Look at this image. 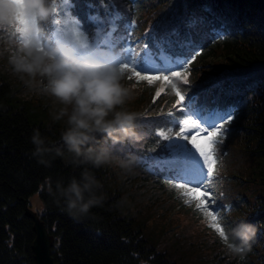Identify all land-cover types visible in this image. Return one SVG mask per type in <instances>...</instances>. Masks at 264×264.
<instances>
[{
  "label": "trees",
  "instance_id": "1",
  "mask_svg": "<svg viewBox=\"0 0 264 264\" xmlns=\"http://www.w3.org/2000/svg\"><path fill=\"white\" fill-rule=\"evenodd\" d=\"M54 7L56 14L43 26L45 41L54 34L71 39L75 29L94 47L114 46L108 62L118 64L120 53L138 59L150 52L159 59L158 43L169 67L184 57L191 62L159 89L158 79L149 84L126 74L136 85L138 94L128 107L141 113L137 131L143 137L136 145L113 147L119 155L137 157L134 170L126 172L114 164L80 165L68 152L45 157L47 166L38 163L30 136L38 129L48 144H60L63 121L51 118L59 105L26 87L12 73L6 53L0 57V264H36L33 224L24 211L33 193L42 201L38 215L59 264H264V0H54ZM173 88L185 95L182 103L191 96L195 105L233 116L220 138L222 155L210 191L212 207L228 227L240 219L255 225L243 260L225 254L218 235L201 226L202 213L175 187L179 181L156 166V158L170 151L157 131L173 137L179 131L165 115L175 105ZM196 131L189 128L185 134ZM85 167L100 182L102 199L86 216L73 219L55 185L79 179Z\"/></svg>",
  "mask_w": 264,
  "mask_h": 264
},
{
  "label": "clouds",
  "instance_id": "2",
  "mask_svg": "<svg viewBox=\"0 0 264 264\" xmlns=\"http://www.w3.org/2000/svg\"><path fill=\"white\" fill-rule=\"evenodd\" d=\"M55 14L54 0H0V57L29 89L52 99L58 108L51 113L53 121H63L60 144L50 145L38 129L30 142L38 163L48 165L45 157L71 153L75 163L100 168L114 164L119 169L134 170L137 157L117 154L113 147L138 144L137 131L141 113L128 104L137 96L136 85L127 82L119 64L96 58H80L62 45L44 40V25ZM97 137H101L98 142ZM100 182L85 167L79 179L67 184L57 182L55 195L73 219L86 216L101 203L97 194ZM223 234L216 239L226 255L243 260L251 250L255 225L240 219L231 227L225 220ZM213 240H209L212 243Z\"/></svg>",
  "mask_w": 264,
  "mask_h": 264
},
{
  "label": "snow or ice",
  "instance_id": "3",
  "mask_svg": "<svg viewBox=\"0 0 264 264\" xmlns=\"http://www.w3.org/2000/svg\"><path fill=\"white\" fill-rule=\"evenodd\" d=\"M56 11L55 8V14ZM53 22L57 26L61 24L59 19H55ZM71 35V39H64L62 35L54 34L45 42L69 48L73 54L82 59L96 58L110 61L116 54L114 46L107 43H96L94 47L92 42L85 39L82 33L75 29L72 30ZM157 36L158 30L153 29V37ZM147 47L146 44L145 48ZM158 47L161 48L159 59L154 58L150 52H145L138 59L126 53H120L121 59L118 64L129 79L135 78L136 81H147L149 84L154 79L169 81V75L165 73H170L172 77L180 76L181 74L176 69L183 68L184 64L191 61L184 57V53H175L174 56L177 58L184 57V62L174 63L172 67H169L164 62L163 44L158 43ZM194 58L193 56L192 59ZM149 72L160 73V75L145 74ZM173 91L176 96L175 105L173 110L165 115L178 126L179 131L175 132L174 137L165 135L163 130L157 131V136L160 139L168 141L166 147L170 151L166 156L156 158V166L171 171L169 179L179 181L175 183V187L183 189V195L195 201L196 209L209 220L210 228L218 234H223V227L218 219L219 213L212 207L214 193L210 191V186L217 161L222 155L218 151L219 145L222 143L220 138L226 133V124L233 119V116L226 110L206 109L203 106L195 105L193 103L195 98L191 96L187 98L186 103H182L185 101V95L178 88H173ZM176 117L179 119L177 120ZM189 128L197 130L196 134H185ZM189 145H191L190 148Z\"/></svg>",
  "mask_w": 264,
  "mask_h": 264
},
{
  "label": "water",
  "instance_id": "4",
  "mask_svg": "<svg viewBox=\"0 0 264 264\" xmlns=\"http://www.w3.org/2000/svg\"><path fill=\"white\" fill-rule=\"evenodd\" d=\"M25 216L32 221V229L34 232V239L31 245L34 260L36 264H59L51 254L53 239L48 233L43 221H41L38 214L33 212L27 203L24 201Z\"/></svg>",
  "mask_w": 264,
  "mask_h": 264
},
{
  "label": "rangeland",
  "instance_id": "5",
  "mask_svg": "<svg viewBox=\"0 0 264 264\" xmlns=\"http://www.w3.org/2000/svg\"><path fill=\"white\" fill-rule=\"evenodd\" d=\"M177 77H180V76H177ZM171 80H172V76L170 75L169 81H167V82H171ZM164 82H166V81L161 80V79H158V84H157L158 85V89L160 88V85L162 83H164ZM172 86H174V85L172 84ZM182 191H184V190H182ZM186 200L188 201L187 204H190V205H194L195 204V201L194 200H190L187 197H186ZM27 202H28L29 208L33 212H35L36 214H39V213L42 212V210H43V204H42V201H41L38 193L31 194L28 197ZM200 223H201V226H204L207 229V231H214L216 233V231L214 229H212V228L209 227V220L206 219L204 217V215L202 216V219L200 220ZM195 228L197 229V226L196 225H195ZM216 234L218 235V233H216Z\"/></svg>",
  "mask_w": 264,
  "mask_h": 264
}]
</instances>
